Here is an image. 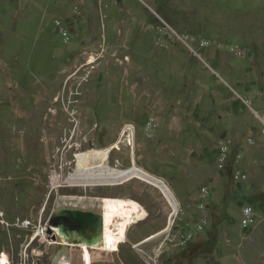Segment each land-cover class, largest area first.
<instances>
[{"label": "rangeland", "instance_id": "obj_1", "mask_svg": "<svg viewBox=\"0 0 264 264\" xmlns=\"http://www.w3.org/2000/svg\"><path fill=\"white\" fill-rule=\"evenodd\" d=\"M115 145L175 192L169 229L145 181L66 182ZM102 198L146 216L92 264H264V0H0V264H53L57 212Z\"/></svg>", "mask_w": 264, "mask_h": 264}, {"label": "bare ground", "instance_id": "obj_2", "mask_svg": "<svg viewBox=\"0 0 264 264\" xmlns=\"http://www.w3.org/2000/svg\"><path fill=\"white\" fill-rule=\"evenodd\" d=\"M117 147L115 145L107 149L91 150L78 154L77 165L79 171L77 172L79 174L71 175L66 182L71 186H80L81 184L114 186L134 179L145 181L159 188L171 205L173 211L170 217L169 229L174 223L175 216L180 212V204L175 192L163 179L138 167L135 153H132L133 164L127 169L107 166L106 162L111 152ZM84 173L87 175H84ZM88 173L90 174L88 175ZM52 180L53 186L61 181L60 176L55 173ZM96 201L100 203L84 204L81 199L73 200L70 205L68 203V207L64 208L69 212L63 211V208L57 212L66 216L67 220H61L56 224V227L58 229H62L61 227L70 229V233L59 241L61 252L56 254L53 264H73L71 250L76 245L80 246L85 264H92L93 246L89 244L90 242L96 241L98 236H101V243L95 246L96 248L105 252L117 251L119 243L124 242L129 227L134 223H139V220L146 216L145 210L138 203L105 198ZM115 204L117 205L115 206ZM71 212L79 213L83 226H79V222L72 216ZM43 233H45V230L41 232V234ZM81 239L86 241V244H82L84 242Z\"/></svg>", "mask_w": 264, "mask_h": 264}, {"label": "built area", "instance_id": "obj_3", "mask_svg": "<svg viewBox=\"0 0 264 264\" xmlns=\"http://www.w3.org/2000/svg\"><path fill=\"white\" fill-rule=\"evenodd\" d=\"M131 133V134H130ZM124 135H127L125 139L128 143L129 146L132 145L133 142V137H132V129H130V127H128L124 133ZM244 217H245V224L249 225L251 224L253 221H251V217H252V210L251 209H246L244 212ZM247 219V221H246Z\"/></svg>", "mask_w": 264, "mask_h": 264}, {"label": "crops", "instance_id": "obj_4", "mask_svg": "<svg viewBox=\"0 0 264 264\" xmlns=\"http://www.w3.org/2000/svg\"><path fill=\"white\" fill-rule=\"evenodd\" d=\"M153 237H154V236H153ZM153 237H152V238H153ZM149 240H150V239H144V240H141L140 243H141V244H142V243H146V242H148Z\"/></svg>", "mask_w": 264, "mask_h": 264}]
</instances>
